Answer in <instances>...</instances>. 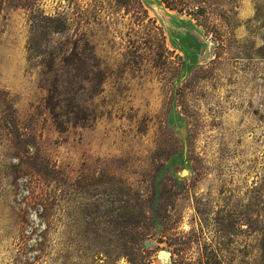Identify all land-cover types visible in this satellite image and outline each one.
I'll use <instances>...</instances> for the list:
<instances>
[{
    "label": "rangeland",
    "instance_id": "rangeland-1",
    "mask_svg": "<svg viewBox=\"0 0 264 264\" xmlns=\"http://www.w3.org/2000/svg\"><path fill=\"white\" fill-rule=\"evenodd\" d=\"M185 1L0 0V264L260 257L264 0Z\"/></svg>",
    "mask_w": 264,
    "mask_h": 264
},
{
    "label": "trees",
    "instance_id": "trees-1",
    "mask_svg": "<svg viewBox=\"0 0 264 264\" xmlns=\"http://www.w3.org/2000/svg\"><path fill=\"white\" fill-rule=\"evenodd\" d=\"M164 5L167 7V8H170L172 10H177L179 11L180 13H189L190 15H197L198 12L197 11H189L190 8L187 7V2L185 0H161ZM198 10H200V8L198 7ZM47 19L51 22V24H64L63 21L59 18V17H47ZM73 45H74V48L72 49V52L69 54V55H63L61 58V61L64 65L67 66L68 68V79L67 81H64L65 83L67 82V84L73 86L74 85V81H71V78L72 77H76V78H80L81 77V81L83 82V80H86V75H82V72L84 69L83 66L85 64H87V59L85 60V57L83 56V53L77 51L79 49V42L78 41H74L73 42ZM54 62L52 60V65L51 63L48 64L50 68L49 72H52V71H56L55 73V79L53 80V83H50L47 87H48V91H49V94H48V97H47V105L50 109H52L53 111V114H55V117L57 118V123L59 125V127H65V124L68 122V123H71L73 122L74 124H78L79 122H85V124H87L90 120V118L88 117L89 115H86V114H83V115H75V117H73V119H68L66 121L60 119V115L58 113H56V108L58 106L61 105V103L58 101L56 102L57 98L60 96V94L62 93V86H63V83L62 81L60 80V70L58 68H56L55 66H53ZM49 72H43L44 75L46 74H49ZM74 72H77L74 74ZM83 78V80H82ZM68 90V88H67ZM67 102L71 103L73 101L71 100H68V99H65ZM65 101V102H66ZM122 200V199H120ZM130 200V199H129ZM129 200L127 201H123L122 202L124 204H128L129 203ZM130 205V204H129ZM135 206L134 209H132L131 211L133 212L134 210H137L136 212L141 214V211H139L140 209H138L139 207V204L138 202L133 205ZM120 211L121 213L118 214V217L120 219H123L125 216H127L130 212L128 211V205H121L120 207ZM124 223V221H123ZM135 224H139V220L137 219V221L135 222ZM261 243H260V250H261V255L260 257L257 259V260H249V258H247L248 256H244V259H242L241 261H237V260H231V263L229 264H264V236L263 238L261 239ZM96 247L97 249H94L92 250V252L94 253L95 256L97 257H101L104 256V257H107V258H114L115 259V255H116V252H118V250L116 249H111L109 248L108 246L101 248V246L99 245H92V247ZM88 249L91 250V247ZM135 250H138L140 251V254L142 253L141 251V247L140 245H138ZM117 256V255H116ZM119 257V255H118ZM116 260V259H115ZM224 262L221 261V259H213L211 257H207L206 259H204L203 257L200 258V260L198 262H189V261H181L180 263H177L175 262V264H223Z\"/></svg>",
    "mask_w": 264,
    "mask_h": 264
}]
</instances>
